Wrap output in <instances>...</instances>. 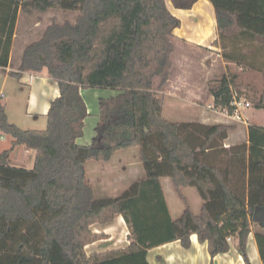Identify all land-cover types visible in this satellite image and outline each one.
Segmentation results:
<instances>
[{
    "label": "trees",
    "instance_id": "1",
    "mask_svg": "<svg viewBox=\"0 0 264 264\" xmlns=\"http://www.w3.org/2000/svg\"><path fill=\"white\" fill-rule=\"evenodd\" d=\"M198 0H169L190 9ZM219 38L241 35L264 43V0H209ZM77 12L73 21L51 20L23 50L16 71L46 70L59 94L43 129L10 122L0 103V133L10 146L0 152V264H150L147 251L196 235L211 257L230 241L245 264L253 232L264 264V125L250 123L247 138L225 147L233 123L171 121L162 111L174 71V29L181 20L167 0H0V67L7 66L19 12ZM228 54H225V57ZM264 80V69L260 72ZM81 88L117 93L98 100L99 121L89 144H79L88 115ZM214 104L233 111L228 75L211 90ZM239 97V96H238ZM264 109V88L250 98ZM17 146L34 150L31 168L11 165ZM136 149L144 174L116 196L95 197L86 163L109 162ZM162 178L184 207L172 217ZM201 198L192 210L184 190ZM122 215L124 247L85 252L108 238L91 229Z\"/></svg>",
    "mask_w": 264,
    "mask_h": 264
},
{
    "label": "crops",
    "instance_id": "2",
    "mask_svg": "<svg viewBox=\"0 0 264 264\" xmlns=\"http://www.w3.org/2000/svg\"><path fill=\"white\" fill-rule=\"evenodd\" d=\"M202 3V4H201ZM204 7L206 8L207 12L210 15V29L207 31H212V41H210V45H205L209 41H206L204 37L208 35L207 31L201 35V33H197L199 29H196L200 27V25L204 24L205 22L203 19H205V16L203 15V12H195L196 7ZM170 4V10L171 12L176 15L184 17L193 24L195 27V35L191 36L189 34L182 35L178 34V29H174L173 33L180 39L183 40L184 43L188 44L192 48H203L205 50V56L215 54L214 55V60L218 62L221 66H223L226 70V67H230L237 63L236 60H246L248 59L251 61L253 55L251 54L250 56L248 55V50L244 49L248 47L247 42L244 41V37L241 35H232V36H226L223 38L218 37V33L216 30V21H215V13H214V7L212 3L209 0H198L190 9L186 10H181V9H175L174 7ZM52 10H47L45 12H37L40 14H46L50 13ZM35 12L26 14L27 17L30 19V24L27 25V31L23 35H20L18 33L19 29V14L17 15V20L16 24L14 27V33L12 37V42H11V47H10V54H9V59L7 66L2 68L0 67V91L5 88L7 85H10L12 87V92L16 93L19 95V93H23V97L25 99V105L23 106L18 104L15 105V108L18 107L19 114H20V123L23 125L22 126H27L28 128H42V124L45 122L43 121L45 119V114L49 108L50 102L59 94L58 86L57 83L48 76L46 70H42L40 72H24L22 73L21 77L19 79H16L14 76H11L9 74L10 71H16L17 67L19 65L20 59L22 52L24 48L33 40L37 39L40 34L42 33L43 29L45 26L49 23L42 24L41 26V18L36 21H32L31 17L33 16ZM178 16V17H179ZM201 16L202 19L199 17ZM204 16V17H203ZM50 18V21L52 19V16H48ZM55 17V16H53ZM52 18V19H51ZM181 18V24L180 26L183 25V21ZM56 20V19H55ZM57 21V20H56ZM39 25V26H38ZM38 28V34L36 38L31 39L28 37L32 33L35 34L37 32L35 30L36 27ZM204 27L203 29H205ZM32 29V30H29ZM37 29V28H36ZM202 29V30H203ZM29 30V31H28ZM35 30V31H34ZM21 32V31H20ZM29 33V35H28ZM214 33V37H213ZM209 36V35H208ZM195 37V38H193ZM196 38H200L199 40H196ZM18 42V48L15 46L17 41ZM31 40V41H30ZM29 41V42H28ZM243 48V54L239 56L238 54H234L233 50L235 47ZM16 47V56L14 57V51ZM233 49V50H232ZM176 50V46H175ZM207 50V51H206ZM223 51L228 52V57H225L223 55ZM237 51V49H236ZM235 52V51H234ZM236 55V56H235ZM239 59H236L238 58ZM248 57V58H247ZM226 60V61H225ZM236 66V65H234ZM228 75V74H227ZM175 87V85H173ZM198 87L197 84L196 86H193L189 84V92L191 93L192 96H199L201 98V93L198 92ZM167 94L170 95V80L167 86ZM5 90V89H4ZM89 91V92H87ZM172 91V90H171ZM80 93L85 101L86 108H87V117L85 119V124H84V129H83V134L81 137L77 139V142L80 144V142H91L92 137L95 135V129L97 126V123L99 121V106H98V100L99 98L102 97H108L111 95H115L117 91L115 90H110V91H105L103 90L102 92H98V89H86V88H81ZM5 95V93H0V97ZM25 94V95H24ZM88 95V96H87ZM212 102L214 103L213 96L210 95ZM205 101L207 106L209 104H213L212 102L207 101L206 95L202 97ZM193 98H191L192 101ZM9 102L5 104V109L6 113L9 119V114L7 112V106ZM206 106V107H207ZM14 108V107H13ZM217 110V109H216ZM211 110L208 111V108H205L204 106H200L198 110L195 113V117L197 116L198 122L201 123H219L222 121V118L220 120H213V122L210 121V112ZM217 112V111H216ZM222 117H226L227 119L231 120L234 118L231 116H226L223 113H219ZM214 116L213 114H211ZM93 118L91 119L90 122H88L89 117ZM10 120V119H9ZM225 121V120H224ZM227 121V120H226ZM39 122V123H38ZM17 123V122H16ZM17 123V124H20ZM38 124V125H37ZM23 128V127H22ZM25 128V127H24ZM229 135V134H228ZM0 138L6 140V143H10L11 140L6 136L5 134L0 133ZM246 138H247V128H246ZM228 139V138H227ZM226 139L225 141V147H228L229 145L239 143L231 141L229 142ZM87 140V141H86ZM246 140V139H245ZM244 141V140H243ZM2 141H0L1 143ZM87 143V144H89ZM19 151L20 153L18 154L17 157V166L21 167H26V168H31L33 165V160H34V150H29L25 149L23 146H17L14 148L9 157V163L12 165V160L11 158L14 156L15 152ZM1 152V151H0ZM90 162L86 163L87 167V172H88V180L93 186H100L99 190L104 191L105 193L107 191H115L113 195L110 196H116L118 195V192L124 190L127 188L129 184H131L133 181L137 180L139 177H141L144 174V171H142V167L139 166V160L137 158V152L136 149H131V150H126L122 152H117L113 158L106 163H99V162H92L90 164V167L88 168ZM163 178H162V186H163V191H164V196L166 199V191L164 188L163 184ZM95 189V188H94ZM187 189V188H186ZM185 191V190H184ZM110 194V193H109ZM109 196V195H108ZM187 196V195H186ZM190 201V200H189ZM170 215L172 217L173 214L171 212V207L166 199ZM191 205V203H190ZM201 205V203H200ZM199 205V208H200ZM118 225V227L121 229L123 232V236L125 238V242H121L119 246H126L129 242L126 239V236L128 234V228L126 226V223L124 222V219L122 215L116 214L115 218L113 221L110 223L104 225L105 227L102 228L104 232H106L108 235L111 234L107 239H102L100 240L101 242H93L91 244H88L87 247H92L96 246V251L100 250H105V249H110L114 247H118V244L116 241H113L114 237V227L115 225ZM111 229V230H110ZM251 238L252 243H254L255 238L253 232L249 234L248 240H247V250L249 247V239ZM119 241V240H117ZM100 243H103L105 245H101ZM91 245V246H90ZM99 245V246H97ZM256 247H254L253 250V256H250L249 253L247 252L249 261L251 264H262V261L260 259L259 253H258V247L255 241ZM104 246L103 249H100ZM106 247V248H105ZM154 251V255L150 256L151 252ZM147 260L149 261L150 264H245L244 260L241 255L237 252L235 246L231 244L229 251L226 253H220L217 254L214 257H211L207 251L206 244H201L198 242L196 235L191 236V245L188 248H184L181 246L180 242L178 240H174L156 247H153L151 249H148L147 251Z\"/></svg>",
    "mask_w": 264,
    "mask_h": 264
},
{
    "label": "rangeland",
    "instance_id": "3",
    "mask_svg": "<svg viewBox=\"0 0 264 264\" xmlns=\"http://www.w3.org/2000/svg\"><path fill=\"white\" fill-rule=\"evenodd\" d=\"M167 3H168V6L170 7L169 0H167ZM197 11L203 12L204 13L203 15L205 16V19H203L205 22V26L204 24L203 25L201 24L200 27L196 28V29H199L197 30L198 31L197 33L198 34L201 33V35H203L207 30L210 29L209 28L210 22H211L210 15L207 12L206 8L201 7V6L196 7L195 12ZM76 13L77 12L64 11V10H52L50 13H46V14H40V13L35 12L33 16L31 17V20L36 21V19L39 20L41 18V24H39L41 26L42 24L50 23V18L48 16H52V18H55L58 22H63L64 20L73 21L75 19ZM19 16L20 17H19L18 33L20 35H23L25 31H27V28H29L27 27V25H29L31 21L29 17H27V15L23 12H20ZM199 17L202 19L201 16ZM55 19H52V20H55ZM182 21H183V25L177 27L178 34L182 35L184 33V35L189 34L191 36H194L196 32H195V27L193 26V24L189 22L185 17L184 19L182 18ZM38 26L36 27L37 29L35 28L36 31L39 28ZM204 27L206 28L203 29ZM29 30H32V29H29ZM207 33L209 36L207 35L204 38L206 41H209V42L205 45L209 46L210 41H212L213 39L211 36L212 31H207ZM37 34H38V31L35 32V34L32 33L31 35H29L28 33L29 35L28 37L33 39V38L38 37ZM178 37L175 38L174 40L176 50L172 57L174 71L170 79V95L165 93V102H164V107L162 111L165 118L171 121H179V122L198 121L197 116L196 117L194 116L198 108L200 106L202 107L204 106L205 108H207L206 101L202 97L206 95L207 97H209L207 98V101L212 102L211 97H210L211 90L215 88L216 86H218L222 77L227 74H228V78L231 83V89H232L233 95L235 97L239 96L238 98H245L251 102L250 98H253V95L259 94L264 88V80L260 73L262 69H264V43H262L261 41L256 40V39L244 38V41L247 42V45H248V47L244 49L248 50L249 56L251 54L253 55L251 61L249 59L248 61L246 60L242 61L240 58V60H236L237 63L234 64L236 66L232 65L230 67H226V70H225V68L221 66L218 62L213 61L215 54H211V55L207 54L205 56L206 52L203 48L198 47V48L191 49L190 45L184 43V41L180 40ZM213 37H214V33H213ZM199 39L200 38H196V40H199ZM19 40L20 39H18L15 45L17 48L19 46L18 45ZM16 47L14 51V57L16 56ZM233 48H234V50L232 49L233 53L238 54L239 56H241L244 52L242 47L236 48L235 46ZM225 54H228V52L223 51V55ZM236 59H239V57ZM189 84L193 86H196L197 84V86H199L198 92L201 93V96H202L201 98H199V96L191 95V93L188 90ZM173 85H175V87H173ZM167 89H166V92H167ZM103 90L110 91V89H98V92H102ZM0 93H5V95L3 94V96L0 97V103H3L5 105L9 102L7 106V112L9 114V119H10L9 121L15 124L20 123L19 122L20 121L19 120L20 119L19 110H18V107L15 108V105H18V104L20 105L23 104V106L25 105V99L22 98L23 93L21 92L19 93V95H17L16 93H13L12 87L10 85H7L5 88H3L0 91ZM102 97H103V94H102ZM191 98H193L192 101H191ZM220 107L221 106H216L217 110L208 109V111L211 110L209 112L210 118H211L209 122H213V120L215 119L220 120L222 118L223 123H233L236 126V128L233 131L229 132L228 139H227L229 142L231 141L238 142V141L245 140L246 139V128L250 123L257 124V125H264V109L263 108H256L252 104V107L250 109L242 110L243 118L241 120H238V119L229 120L226 117H222L219 114ZM211 114H213L214 116H212ZM91 119L93 120L92 116L89 117L88 122H90ZM43 121L45 122L42 124V128H31V129H43L45 127L46 118ZM242 121H245V122H242ZM17 125L20 126L23 124L20 123ZM22 127L23 128L25 127L24 129L28 128L25 125ZM6 136H8L10 140L12 139L9 135H6ZM0 141H2L0 143V151L10 146V143L8 142L6 143V140L0 138ZM87 143L89 142H85V143L80 142V144H87ZM19 153H20L19 151H16L14 156L11 158L12 165H16V163H18L16 160H17ZM91 163L92 162L89 163L88 168L90 167ZM139 164H140L139 166L142 167L140 161H139ZM142 171H143V168H142ZM163 179H164L163 184H164V188L166 191V199L171 207V212L173 216L176 217L180 215V213L182 212L184 204L182 200L178 197V195L175 193V191L173 190L168 178H163ZM99 187L100 186H96V185L94 186L96 198L107 197L108 195L110 196V195H113V193H115V191H110V190L105 193L104 191L99 190ZM122 191L118 192V194L122 193ZM184 192L190 200L192 210L195 212H198L199 205L201 203V198L199 194L197 193V191L195 190V188H192V187L187 188L185 189ZM113 219L111 221H113ZM106 224L94 223L91 226V229L95 232H104L102 228H104L105 227L104 225ZM113 230L115 234L113 237V241L117 242L115 244H118L117 245L118 247H123V246H119L121 242H125L123 232L121 231V229L118 227L117 224L115 225ZM110 235L111 234H109L108 237ZM98 242H101V241L99 240ZM102 244L103 243H100V246ZM230 244L235 245V240L232 239L230 241ZM95 247L96 246L87 247L86 245L85 252L87 254H90L91 252L96 251V249H98V248L95 249ZM254 247H256L255 241L254 243H252V240L250 238L249 247L247 250L250 256H253L254 254L253 253ZM103 248L104 246L100 249H103ZM152 255H154V251L151 252L150 256Z\"/></svg>",
    "mask_w": 264,
    "mask_h": 264
},
{
    "label": "built area",
    "instance_id": "4",
    "mask_svg": "<svg viewBox=\"0 0 264 264\" xmlns=\"http://www.w3.org/2000/svg\"><path fill=\"white\" fill-rule=\"evenodd\" d=\"M231 105L234 107L233 111L231 113H228L227 109L221 108V107H220L219 112L223 113L226 116H231L234 119H238V120H241L243 118L242 110L250 109L252 107V104L249 100H247L245 98H238L235 96L233 97V101H232ZM207 108L211 109V110L217 109L216 105L214 103L209 104L207 106ZM242 122H245V121H242Z\"/></svg>",
    "mask_w": 264,
    "mask_h": 264
}]
</instances>
